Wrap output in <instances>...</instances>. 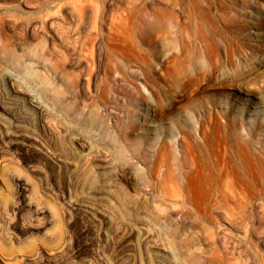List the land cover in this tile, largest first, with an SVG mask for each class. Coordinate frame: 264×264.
Here are the masks:
<instances>
[{"label":"rangeland","instance_id":"374dc122","mask_svg":"<svg viewBox=\"0 0 264 264\" xmlns=\"http://www.w3.org/2000/svg\"><path fill=\"white\" fill-rule=\"evenodd\" d=\"M263 70L264 0H0V264H264ZM215 122L244 203L189 194Z\"/></svg>","mask_w":264,"mask_h":264},{"label":"bare ground","instance_id":"6f19581e","mask_svg":"<svg viewBox=\"0 0 264 264\" xmlns=\"http://www.w3.org/2000/svg\"><path fill=\"white\" fill-rule=\"evenodd\" d=\"M55 67L58 66L55 65ZM259 77L260 76L258 74H256V76H253V78H255L254 80L258 79ZM55 92L57 94H60L59 89H55ZM242 92L244 93V91ZM145 110L147 115H149V112H153V113L155 112L153 109V105L148 103L145 104ZM143 117L145 118V116ZM190 132L183 133L184 134L183 136L193 137L192 135L193 133L191 132L192 133L191 134ZM199 132L202 138L201 141L192 139L190 142H183L182 145V147L184 148V152L182 155L181 165L185 168H189L188 173H195L200 177L198 187L192 191H189V194L204 193L206 198L205 204L207 206H209L212 193L213 194L218 193V195L232 193L235 194L239 199H241L242 203H244L246 199L240 193H237V190L234 188V185L228 182V180H226L225 182L223 181L224 179H229V177L231 176V170H228L227 165L231 164L234 158H236L237 160L238 158H242L247 154L245 146L243 144L241 145L238 137L235 136L236 131L225 130L221 125L215 122L211 127H208L205 130L200 129ZM169 136L174 137L175 133L173 131H170ZM138 144H140V142L136 143V145ZM173 149L174 146L166 141L163 143V145L159 150L160 157H163V160L161 161L163 165H161L160 168L162 169L165 166L164 168H166L165 171L167 172H172L175 170L173 168V164L171 163V156H173L174 154ZM164 163H166V165H164ZM184 194L186 193L183 192L181 193L179 191L178 196L183 197ZM225 202H227V200H225ZM15 207L16 209H18L17 206Z\"/></svg>","mask_w":264,"mask_h":264}]
</instances>
